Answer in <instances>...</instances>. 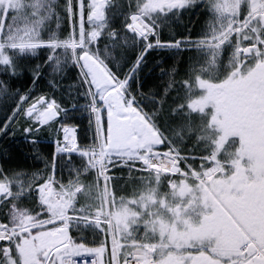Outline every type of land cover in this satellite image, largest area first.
Segmentation results:
<instances>
[{
	"label": "snow or ice",
	"instance_id": "obj_1",
	"mask_svg": "<svg viewBox=\"0 0 264 264\" xmlns=\"http://www.w3.org/2000/svg\"><path fill=\"white\" fill-rule=\"evenodd\" d=\"M0 264H264V0H0Z\"/></svg>",
	"mask_w": 264,
	"mask_h": 264
}]
</instances>
